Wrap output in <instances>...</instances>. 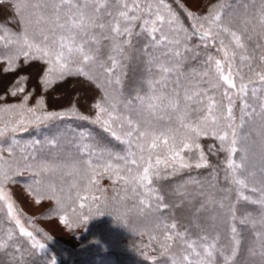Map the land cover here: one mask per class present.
Listing matches in <instances>:
<instances>
[{"label":"snow or ice","instance_id":"6c2138e0","mask_svg":"<svg viewBox=\"0 0 264 264\" xmlns=\"http://www.w3.org/2000/svg\"><path fill=\"white\" fill-rule=\"evenodd\" d=\"M65 120L70 165L64 137L32 138ZM221 171L228 204L205 191ZM18 186L77 240L115 215L148 264H237L246 251L264 264V0H0V264H57ZM129 201L143 227L119 211ZM208 204L230 248L205 230Z\"/></svg>","mask_w":264,"mask_h":264},{"label":"trees","instance_id":"16d2710c","mask_svg":"<svg viewBox=\"0 0 264 264\" xmlns=\"http://www.w3.org/2000/svg\"><path fill=\"white\" fill-rule=\"evenodd\" d=\"M206 2V0H205ZM141 78V77H138ZM69 83H74L69 82ZM136 85L133 83L129 88V92H132L133 88ZM134 93V92H133ZM61 98L64 97L65 92L58 94ZM87 104V101H84ZM51 108V107H49ZM237 115L239 112L237 111ZM165 119L167 117L165 116ZM73 122L65 120L63 122H58L51 128H45L44 130H38L35 135L32 137L33 139L39 138V140L43 143L46 141H50L53 137L60 138L64 137L61 141V153H62V163L71 164L73 157L77 155L75 147L70 146L72 143H79L76 141L74 137L71 135V128ZM93 140L106 148L110 152L121 153L123 154L125 145L121 144L118 141L112 140L110 137L106 135H98L96 132L93 133ZM30 142V141H29ZM210 143V141H205V144ZM45 150H47V145H45ZM53 155H56V152H53ZM235 159L239 162V153L236 155ZM225 160V155L221 154L219 157V161L223 164ZM212 162L216 163L217 158L212 157ZM195 175V173H193ZM207 175V173H205ZM224 173L221 171L220 173V183L216 188H209L208 184H205V191L208 194L214 195L216 201H220L221 199L227 198L229 193L227 191H222V188H225L223 180ZM204 179V177H200ZM72 177H66L67 183H70ZM102 185L111 189V183L104 179L101 181ZM249 183H254V181L249 178ZM66 186V185H65ZM171 187H176L175 184H172ZM163 192L166 197L169 199V202L172 199L171 190L168 185H164ZM225 204L230 203L228 199H226ZM208 209H211V213L208 215L205 214L203 217V222L205 225V230L210 235H215L217 232L220 236V242L222 245H226L227 248H230L231 245L227 244V228L225 223V218L220 214V210L214 207L213 204H208ZM119 211L121 213H127L129 218L133 222V227H143L146 223L143 218L136 215L135 210L131 209V201L128 202L127 206L120 207ZM49 214V213H48ZM165 217H169V222H171L170 212L163 213ZM176 219L179 221L181 225V230L186 226V221L180 215L179 212L174 213ZM98 217L92 219L87 225V230L84 231L83 241L77 253L79 256L77 258L65 256L63 253L56 252L52 250L55 254V258L57 259V264H148V262L143 259L137 252H135L131 243L133 239H137L133 236L130 231L123 225L115 222V217L112 219H106L105 217ZM115 216V215H113ZM213 224L215 227H213ZM144 240L147 241V236L144 237ZM248 248H256L257 244L252 240L251 236L248 237V243L246 245ZM250 253L244 252L241 256V259L237 262V264H259V257H253L252 255L248 257ZM41 264H45L44 260H41ZM217 264H221V262L217 261Z\"/></svg>","mask_w":264,"mask_h":264},{"label":"rangeland","instance_id":"374dc122","mask_svg":"<svg viewBox=\"0 0 264 264\" xmlns=\"http://www.w3.org/2000/svg\"><path fill=\"white\" fill-rule=\"evenodd\" d=\"M73 85L74 83H69L67 86V91H71ZM62 92L64 91H61L60 93ZM82 102L84 103V101ZM64 103H66V100L63 98L59 100L50 98L48 101L49 107L51 108L58 107L59 105ZM72 145L73 144H71L70 146ZM17 194L18 198L20 199L21 207L23 208L25 213H27L30 218H35V227L41 230H46L53 237V239L49 241L47 245L49 255L55 257V254L52 252V250H55L56 252L63 253L65 256L77 258L79 256L77 251L80 248L83 238L86 237L84 236V231L77 230V234H80L82 232L79 240H77L75 236H69L67 231L62 226H60L55 219L49 220L47 218L49 215L47 211L48 204H43L39 207L34 206L26 197L22 195V188L20 186L17 187ZM226 199L227 198H224V201ZM41 213H43L44 215L41 216ZM209 213H211V209H208L206 214L208 215ZM114 217L115 216L113 215H107L105 218L113 220ZM41 238H43L42 235ZM249 256H251V254H249L248 257Z\"/></svg>","mask_w":264,"mask_h":264}]
</instances>
